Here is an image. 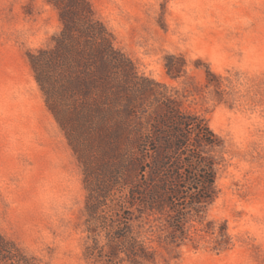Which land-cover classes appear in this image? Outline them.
Here are the masks:
<instances>
[{
    "label": "rangeland",
    "instance_id": "obj_1",
    "mask_svg": "<svg viewBox=\"0 0 264 264\" xmlns=\"http://www.w3.org/2000/svg\"><path fill=\"white\" fill-rule=\"evenodd\" d=\"M87 1L125 57L144 119L179 110L218 137L200 148L214 164L211 200L197 210L182 200L183 231L175 212L131 209L147 264H264V0ZM61 30L48 0H0V235L40 264H93L88 169L28 57Z\"/></svg>",
    "mask_w": 264,
    "mask_h": 264
},
{
    "label": "trees",
    "instance_id": "obj_2",
    "mask_svg": "<svg viewBox=\"0 0 264 264\" xmlns=\"http://www.w3.org/2000/svg\"><path fill=\"white\" fill-rule=\"evenodd\" d=\"M48 2L58 10L62 30L51 49L28 57L48 108L88 169L86 223L93 242L85 259L150 263L152 253L130 227L131 209L175 212L177 221L170 225L183 231L182 200L192 210L211 200L214 164L200 148L215 146L218 137L204 119L179 110L144 119L138 94L126 82L125 57L89 2ZM118 187L127 192L122 198ZM101 231L104 244L97 239ZM0 264L40 263L0 235Z\"/></svg>",
    "mask_w": 264,
    "mask_h": 264
}]
</instances>
